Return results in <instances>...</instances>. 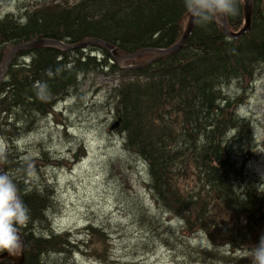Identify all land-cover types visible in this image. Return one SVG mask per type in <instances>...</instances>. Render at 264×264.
<instances>
[{
    "label": "trees",
    "instance_id": "16d2710c",
    "mask_svg": "<svg viewBox=\"0 0 264 264\" xmlns=\"http://www.w3.org/2000/svg\"><path fill=\"white\" fill-rule=\"evenodd\" d=\"M253 8L251 30L243 37L228 39L219 25L195 26L180 50L138 70L120 69L100 46L85 51L35 48L21 52L18 58L22 63L15 60L0 84V137L12 144L5 158H0L4 168L11 175L17 165L13 167L8 157L19 136L34 131L38 119L50 114L82 76L108 70V75L132 78L114 89L122 119L119 132L125 136L126 148L146 163L155 202L183 220L189 230L215 216L209 206L218 203L233 225L222 233L225 240L242 244V238L259 236L264 230V194L257 195L253 187L256 181L247 179L250 154L246 153L252 144L244 142L248 121L234 112L224 90L235 81L247 85L264 62V0H253ZM185 20L188 15L183 0L51 4L29 12L24 21L13 17L0 20V63L8 48L40 38L67 44L98 38L122 53L148 47L168 49L181 39ZM227 20L231 31L240 30L243 5L237 17ZM93 51L101 56L99 60L91 55ZM15 153L19 155L18 148ZM240 158L246 163L241 165ZM39 161L27 162L17 170L37 175L39 164L41 168L52 166ZM190 175L196 177L193 182L183 181ZM17 184L30 210L29 222L20 229L25 264H50L53 254L63 253L70 245L68 233L59 242L60 237L52 238V231L49 236L40 228L48 218L53 193L50 186L27 189ZM181 185L192 189H182ZM254 222H258L255 227ZM202 228L208 230L207 226ZM254 242L258 243V238ZM0 264L15 263L7 258Z\"/></svg>",
    "mask_w": 264,
    "mask_h": 264
},
{
    "label": "rangeland",
    "instance_id": "374dc122",
    "mask_svg": "<svg viewBox=\"0 0 264 264\" xmlns=\"http://www.w3.org/2000/svg\"><path fill=\"white\" fill-rule=\"evenodd\" d=\"M46 1L0 0V20L13 17L24 21ZM107 72L92 71L82 76L50 114L38 119L34 131L19 136L15 145L19 155L14 146L8 157L13 167L17 165L11 175L22 187L50 186L55 201L48 218L40 224L42 231L49 236L52 231V238L60 237L59 242L62 235L70 236V245L63 253L53 254L50 264H251L248 251L264 230L259 236L242 238V244H232L223 235L212 238L205 232H189L183 220L155 202L146 163L126 148L121 126L111 130L120 118L114 89L132 78ZM248 84L235 81L224 90L235 106L234 112L248 121L244 142L252 144L246 150V155L250 154L247 179L256 181L253 187L264 194V186H260L264 184V67L260 78ZM249 134H253V141ZM11 147L0 137V158H5ZM39 159L52 166L41 168L39 164L37 175L17 170ZM238 162L246 163L243 158ZM195 179L190 175L183 181ZM209 207L214 211L212 218L228 223L227 213L218 203ZM244 220L246 217L241 222ZM257 224L254 222L253 227ZM36 233L40 234L37 229Z\"/></svg>",
    "mask_w": 264,
    "mask_h": 264
},
{
    "label": "clouds",
    "instance_id": "9594fccd",
    "mask_svg": "<svg viewBox=\"0 0 264 264\" xmlns=\"http://www.w3.org/2000/svg\"><path fill=\"white\" fill-rule=\"evenodd\" d=\"M183 3L189 20L195 26L207 28L237 17L244 0H183ZM261 179L264 180V174ZM29 220L30 210L22 198L20 187L14 177L0 167V252L19 254L23 248L20 229ZM248 256L251 264H264V235L249 249Z\"/></svg>",
    "mask_w": 264,
    "mask_h": 264
},
{
    "label": "water",
    "instance_id": "95a60500",
    "mask_svg": "<svg viewBox=\"0 0 264 264\" xmlns=\"http://www.w3.org/2000/svg\"><path fill=\"white\" fill-rule=\"evenodd\" d=\"M243 8H244V13H245V25L242 29H240L239 31L235 32V31H231L229 29L228 26V21L225 20L224 22L220 23V28L222 29V31L224 32V34L226 36H228L229 38H240L243 35H245L246 33H248L251 29L252 26V19H253V12H254V8H253V0H244V4H243ZM188 25H187V29L182 37V39L174 46L168 48V49H153V48H148V49H144L141 51H138L134 54H121L120 50H118V48L114 47L113 45H111L110 43L104 42L100 39H90V40H86L84 42L78 43L76 45H65L62 42H58L55 40H50V39H39L37 41L31 42V43H25V44H21L18 46L13 47L11 50L8 51V53L6 54L4 61L2 63V66L0 68V82L3 81L8 73V70L10 69L12 62L15 58V56L22 50H26L29 48H35V47H57V48H65V49H76V48H86L90 45H101L104 48H106L111 55L113 56L114 60L116 61V63L121 67V68H125V69H140V68H144L150 64H152L153 62H155L157 59L173 54L176 51L180 50L190 39L195 25L193 24V22L191 20H189L188 18ZM146 55H151L152 57L146 61L145 63L141 64V65H136V66H127L125 64L126 61H132V60H136L137 58H140L142 56H146ZM121 122L122 119H119L113 126H112V130H115L117 128H119L121 126ZM0 167H2L1 163H0ZM3 168V167H2ZM4 169V168H3ZM11 258L12 261L15 264H25V253H24V248L21 251L20 254L17 255H10L7 252L1 253L0 254V261L5 259V258Z\"/></svg>",
    "mask_w": 264,
    "mask_h": 264
},
{
    "label": "bare ground",
    "instance_id": "6f19581e",
    "mask_svg": "<svg viewBox=\"0 0 264 264\" xmlns=\"http://www.w3.org/2000/svg\"><path fill=\"white\" fill-rule=\"evenodd\" d=\"M62 3H65V0H61V1H58V0H49V1H46L45 3H42V4H40V5H37L33 10H38V9H43V8H45V7H47V6H49V5H51V4H54V5H59V4H62ZM243 11H244V9H243ZM228 21V20H227ZM188 22L189 21H187V23H186V20L184 21V23H185V27H184V33H185V31H186V29H187V25H188ZM252 22H253V19H252ZM244 25H245V13H244ZM244 25L242 26V28L244 27ZM219 26H220V24H219ZM229 26V25H228ZM252 27V26H251ZM241 28V29H242ZM221 29V28H220ZM222 30V29H221ZM251 30V29H250ZM223 32V31H222ZM184 33H183V35H184ZM224 33V32H223ZM183 35H182V37H183ZM225 35V34H224ZM244 36V35H243ZM242 36V37H243ZM182 37H181V39H182ZM225 37L226 38H228V39H233V38H229L228 36H226L225 35ZM241 38V37H240ZM40 39H47V38H40ZM92 39H98V38H92ZM180 39V40H181ZM236 39H239V38H236ZM37 40H39V39H36V40H33V41H30V42H27V43H31V42H34V41H37ZM50 40H53V39H50ZM88 40H90V39H88ZM100 40H102V39H100ZM179 40V41H180ZM234 40V39H233ZM55 41H57V40H55ZM102 41H104V40H102ZM58 42H61V41H58ZM104 42H106V41H104ZM62 43H64L65 45H70V46H72V45H76V44H78V43H76V44H67V43H65V42H62ZM108 43V42H107ZM25 44V43H24ZM111 44V43H110ZM177 44V43H176ZM175 44V45H176ZM21 45V44H20ZM112 45V44H111ZM186 45V44H185ZM15 46H18V45H14V46H12V47H10V48H8L7 49V51L5 52V55H4V57L3 58H5V56H6V54L8 53V51L9 50H11L13 47H15ZM91 46H100V47H102L103 49H105V50H107L106 48H104L103 46H101V45H97V44H95V45H90V46H88V47H86V48H83V49H81V48H76V49H65V48H57V47H35V48H54V49H59V50H62V51H71V50H83V51H85L86 49H88L89 47H91ZM114 46V45H113ZM174 46V45H173ZM114 47H116V46H114ZM35 48H29V49H26V50H30V49H35ZM116 48H118V47H116ZM149 48V47H148ZM148 48H144V49H148ZM144 49H141V50H144ZM153 49H158V48H153ZM26 50H22V51H20L16 56H15V58H14V61L15 60H17V62H18V64H20V63H22V61H21V58H18V55L21 53V52H23V51H26ZM118 50H120L119 48H118ZM141 50H138V51H141ZM108 51V50H107ZM138 51H136V52H138ZM97 51H93L92 53H91V55L92 56H95V57H97V59H100V58H98L100 55H97V54H95ZM109 52V51H108ZM136 52H134V53H136ZM110 53V52H109ZM120 53L121 54H134V53H122L121 51H120ZM110 55H111V53H110ZM144 57H148L144 62H141V63H139L138 61L141 59V58H144ZM152 56L151 55H146V56H142V57H140V58H137L136 60H132V61H126L125 62V64L127 65V66H136V65H141V64H143V63H145L146 61H148L150 58H151ZM111 58H112V63H114V64H117L116 63V61L114 60V58H113V56L111 55ZM158 60V59H157ZM156 60V61H157ZM3 61H4V59L1 61V63H0V68H1V66H2V63H3ZM155 61V62H156ZM154 63V62H153ZM152 63V64H153ZM118 65V64H117ZM151 65V64H150ZM150 65H148V66H150ZM119 66V65H118ZM148 66H146V67H148ZM146 67H144V68H146ZM263 67H264V62L262 63V65L259 67V69H258V71H257V73L255 74V76H254V79L249 83V84H251V83H253V82H256L259 78H260V74H261V72H262V70H263ZM119 68L120 69H125V68H121L120 66H119ZM140 69H143V68H140ZM127 70H138V69H135V68H132V69H127ZM6 79H4L3 81H1L0 82V84L1 83H3L4 81H5ZM248 84V85H249ZM232 86V85H231ZM225 92H226V90H225ZM227 93V92H226ZM228 94V93H227ZM239 103V102H238ZM241 117V118H244L245 119V117H242L241 115H240V113L238 114V117ZM2 138H4V136H1ZM249 138L251 139H253V134H249ZM0 163H1V165H2V167L4 168V166H3V164H2V160L0 159ZM4 170L6 171V169L4 168ZM257 191V195H260L261 193H262V191L260 190V189H256ZM260 216L259 215H256V218H259ZM227 220H228V223H224L223 221L222 222H218L216 219H214V218H212V217H206V220L204 221V223L202 222V224H200L199 223V225H197V226H193L194 228L193 229H188L189 230V232H192V233H196V232H205L206 234H208L209 236H210V234H212V236L214 235V234H217V235H222V233L224 232V230H226L227 228H228V226H232V222H231V220H229L227 217H225ZM202 225H204V226H207L208 227V230L207 231H205L204 230V228H202ZM20 234H21V232H20ZM23 235L21 234V237H22ZM54 240V239H53ZM52 240V241H53ZM22 241H23V248L25 249V243H24V240H23V237H22ZM23 248H22V250H23ZM233 249H238V246L236 247V246H234L233 247ZM21 250V251H22ZM21 251L19 252V254L21 253ZM2 253H4V252H2ZM1 254V253H0ZM14 256V255H13ZM5 259H7V258H5ZM8 259H10V260H12L11 258H9L8 257Z\"/></svg>",
    "mask_w": 264,
    "mask_h": 264
}]
</instances>
